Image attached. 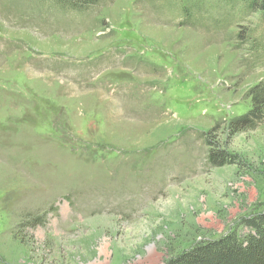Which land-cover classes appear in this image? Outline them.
Returning a JSON list of instances; mask_svg holds the SVG:
<instances>
[{
	"label": "rangeland",
	"instance_id": "rangeland-1",
	"mask_svg": "<svg viewBox=\"0 0 264 264\" xmlns=\"http://www.w3.org/2000/svg\"><path fill=\"white\" fill-rule=\"evenodd\" d=\"M247 1L0 0V264H165L250 231L264 121H232L264 82V12Z\"/></svg>",
	"mask_w": 264,
	"mask_h": 264
},
{
	"label": "trees",
	"instance_id": "trees-1",
	"mask_svg": "<svg viewBox=\"0 0 264 264\" xmlns=\"http://www.w3.org/2000/svg\"><path fill=\"white\" fill-rule=\"evenodd\" d=\"M60 6L82 11L100 0H53ZM252 9L264 12V0H248ZM251 105L248 111L234 119L237 129L253 128L264 121V82L248 90ZM213 164L222 166L227 161L219 151L210 150ZM250 231L242 238L234 233L218 239L200 242L171 258L165 264H264V211L245 220Z\"/></svg>",
	"mask_w": 264,
	"mask_h": 264
}]
</instances>
